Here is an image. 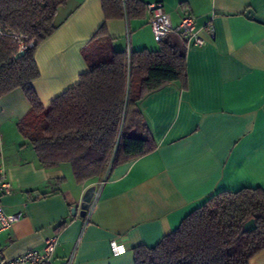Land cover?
I'll return each mask as SVG.
<instances>
[{"label": "crops", "instance_id": "crops-1", "mask_svg": "<svg viewBox=\"0 0 264 264\" xmlns=\"http://www.w3.org/2000/svg\"><path fill=\"white\" fill-rule=\"evenodd\" d=\"M161 1L174 26L195 17L196 35L177 36L186 51V81H175L140 102L153 151L111 168L88 215L72 165H41L19 123L31 104L23 89L0 96V167L13 190L1 196L8 214L22 213L0 233V258L42 249L56 237L50 264H135L134 250L152 246L212 195L243 187L264 190V0ZM64 23L36 48L40 77L33 86L44 105L80 82L88 70L86 44L106 21L101 0H68ZM146 8L142 16L107 21L114 48L157 49ZM214 26L212 37L207 25ZM73 210L75 213H73ZM250 264H264V249Z\"/></svg>", "mask_w": 264, "mask_h": 264}, {"label": "trees", "instance_id": "trees-1", "mask_svg": "<svg viewBox=\"0 0 264 264\" xmlns=\"http://www.w3.org/2000/svg\"><path fill=\"white\" fill-rule=\"evenodd\" d=\"M101 1L106 21L83 49L88 70L44 105L33 86L40 77L35 50L71 14L63 19L58 14L68 0H0L1 29L34 41L16 58L13 37L0 36V96L23 89L31 107L18 128L41 165L69 163L80 183L99 181L119 163L155 149L140 102L167 84L185 82L187 75L183 42L173 36L159 41L157 49L114 48L107 21L142 16V0ZM251 218L257 227L249 232L244 224ZM263 249L264 190L243 187L212 195L157 244L133 250L135 264H250Z\"/></svg>", "mask_w": 264, "mask_h": 264}, {"label": "built area", "instance_id": "built-area-1", "mask_svg": "<svg viewBox=\"0 0 264 264\" xmlns=\"http://www.w3.org/2000/svg\"><path fill=\"white\" fill-rule=\"evenodd\" d=\"M164 4L161 1L148 3L146 8L149 12V23L152 26L153 34L158 41L166 38L169 35L177 36L182 39L190 40L195 37L197 44H205V40L196 35L195 31V17L192 15H185L181 20L180 24L174 26L171 22L170 15L163 8ZM207 29L212 37H215V29L212 24L207 25ZM11 35L13 37V42L18 45V50L26 51L28 48L34 45L33 40H29V36L22 32H15L11 30H3L0 27V36ZM130 53V52H129ZM111 170V169H110ZM109 170V171H110ZM108 171V172H109ZM108 174V173H107ZM107 181V175L98 181L96 184V192L91 200L88 207V215L91 210L96 205L101 190ZM13 186L9 180L8 171L5 166L0 167V233L11 228L22 216V213L18 214H8L5 211L4 205L1 201V196L11 193ZM57 238L51 237L47 239L45 246L42 249H32L26 251L17 257L10 260H4L0 258V264H50L55 247L57 245ZM71 257L67 264H72Z\"/></svg>", "mask_w": 264, "mask_h": 264}, {"label": "water", "instance_id": "water-1", "mask_svg": "<svg viewBox=\"0 0 264 264\" xmlns=\"http://www.w3.org/2000/svg\"><path fill=\"white\" fill-rule=\"evenodd\" d=\"M246 16L248 18H252V19H255L256 21L264 23L263 17L257 15L256 12L251 8L246 11ZM24 53H25L24 50H20L15 55V57L19 58ZM95 187H96V185H91L90 187H88L86 189V191L83 195L82 207H83L84 211H86L88 209L89 204L95 195V192H96ZM73 213H75L74 210H73ZM256 227H257V224H256V221L254 218H251L250 220L246 221V223L244 224V230L249 231V232L253 231Z\"/></svg>", "mask_w": 264, "mask_h": 264}]
</instances>
